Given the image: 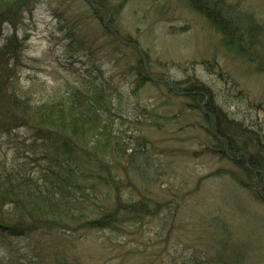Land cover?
I'll list each match as a JSON object with an SVG mask.
<instances>
[{"label":"rangeland","instance_id":"rangeland-1","mask_svg":"<svg viewBox=\"0 0 264 264\" xmlns=\"http://www.w3.org/2000/svg\"><path fill=\"white\" fill-rule=\"evenodd\" d=\"M33 2L19 25L20 35H29L20 83L34 92L35 103L51 99L67 104L75 89L87 97L89 88H103L121 113L114 133L130 148L124 165L133 166V173H127L131 181L123 175L122 201L135 204L147 197L151 209L152 201L161 203L159 213L142 221L130 219L121 232L84 233L73 242H78L75 249L83 263L264 264V188L258 187L262 195L256 187L249 191L250 179L229 161L234 159L205 151L207 146L216 149L215 141H207L213 126L183 93L189 85L201 84L207 96L200 107L213 102L226 121L257 134L262 146V58L250 63L229 52L221 34L181 0H108L105 9L92 0ZM227 2L234 7L229 8L233 17H243L235 19L239 31L244 29L243 38L252 36L251 29L261 30H253L251 39L264 46V0ZM96 12L104 13L102 21ZM118 39L126 42L120 45ZM16 133L31 136L26 129ZM9 139L1 141L0 157L13 160ZM150 155L154 166L148 170L142 161ZM116 197L114 188L110 209L120 200ZM66 240L61 245L75 251L70 245L74 239ZM49 241L51 236L40 234L2 236L0 261L11 253L9 248L24 250L30 242L32 248L43 247Z\"/></svg>","mask_w":264,"mask_h":264},{"label":"trees","instance_id":"trees-1","mask_svg":"<svg viewBox=\"0 0 264 264\" xmlns=\"http://www.w3.org/2000/svg\"><path fill=\"white\" fill-rule=\"evenodd\" d=\"M92 1L104 9L108 5V0ZM181 1L218 30L229 52L250 63L261 58L264 61V46L256 45L257 38L251 39L253 30H261L251 29L252 36L243 38L244 29L239 31L241 27L235 25L243 17L232 16L229 8L234 7L227 0L209 2L214 6L213 12L203 9L195 0ZM31 3L33 0H0V37L5 26H10L7 28L10 35L0 45V151L4 148L1 141L7 137L14 154L13 160L0 157V237L40 234L51 236L53 242L45 244L51 247L46 252L42 249L45 245L32 248L35 239L24 250L9 248L11 253L0 264H84L75 249L78 243L74 244L75 240L79 241L87 232L124 229L123 223L130 219L142 221L153 217L159 213L157 204L161 203L152 201L156 204L151 209L147 197L148 203L144 199L135 204L131 200L122 201L119 188L123 175L131 181L127 173L130 177L133 173V166L124 165L130 148L114 133L121 113L103 88H89L87 97L75 89L67 104L51 99L35 103L34 100H39L34 92L20 83L18 72L25 59L29 35L22 37L19 25H24L22 13ZM196 84L189 85L183 93L200 108L203 121L213 126V135L207 141H215L216 149L207 146L205 151L222 152L224 158L234 159L229 161L250 179L246 188L252 191L256 187L258 193V187L264 188V145H260L257 134L235 121H226L223 111L213 102L200 107L207 91ZM186 91H193V95ZM23 129L31 133L29 138L17 135ZM121 152L125 154L119 157ZM112 158L116 159V168L111 167ZM153 160L151 155L145 156L142 163L151 170ZM114 188L116 198L122 202L118 200L110 209ZM144 205L147 210L141 207ZM70 238L74 239L70 245L75 251L61 245ZM36 250L39 253H34Z\"/></svg>","mask_w":264,"mask_h":264},{"label":"bare ground","instance_id":"bare-ground-1","mask_svg":"<svg viewBox=\"0 0 264 264\" xmlns=\"http://www.w3.org/2000/svg\"><path fill=\"white\" fill-rule=\"evenodd\" d=\"M201 2V3H200ZM199 3H200V5H201V7L203 8V9H207V10H209V11H211V12H213L214 11V6L212 5V4H210L207 0H202V1H200ZM110 12H112V10H109ZM109 14V13H108ZM216 15H218L219 17L221 16V14L220 13H217ZM110 17V15H108V18ZM99 19L102 21V15H100L99 16ZM106 21L107 22H109L110 20L108 19H106ZM209 24L211 25V23L209 22ZM211 28L212 29H214L216 32L218 31L214 26H212L211 25ZM118 42H119V44L120 45H123L126 41H125V39H118ZM143 61L142 60H140L139 59V64H141ZM252 65V64H251ZM113 231H118V232H121L122 231V229L120 228V229H114Z\"/></svg>","mask_w":264,"mask_h":264}]
</instances>
